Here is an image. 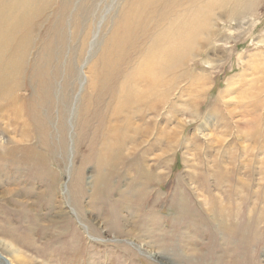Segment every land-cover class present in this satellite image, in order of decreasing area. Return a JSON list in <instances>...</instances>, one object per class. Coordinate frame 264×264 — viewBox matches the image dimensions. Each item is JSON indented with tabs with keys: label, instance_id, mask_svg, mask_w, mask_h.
Returning a JSON list of instances; mask_svg holds the SVG:
<instances>
[{
	"label": "rangeland",
	"instance_id": "1",
	"mask_svg": "<svg viewBox=\"0 0 264 264\" xmlns=\"http://www.w3.org/2000/svg\"><path fill=\"white\" fill-rule=\"evenodd\" d=\"M125 4L74 0L25 30L34 45L11 100L22 114L7 132L0 123V264H264V0H230L159 59L154 39L171 25L140 40L133 59L118 40ZM108 42L126 52L114 54L125 72L115 100L91 87L103 71L111 89L116 67L98 62ZM145 72L152 101L118 104L121 85ZM50 90L51 105H33ZM129 120L139 147L125 140Z\"/></svg>",
	"mask_w": 264,
	"mask_h": 264
},
{
	"label": "bare ground",
	"instance_id": "2",
	"mask_svg": "<svg viewBox=\"0 0 264 264\" xmlns=\"http://www.w3.org/2000/svg\"><path fill=\"white\" fill-rule=\"evenodd\" d=\"M50 1L51 0H0V123L3 124L2 129L6 132L8 130L9 123L11 124L10 117L12 115L15 116L22 114V106L16 100H14L15 102L13 103L11 102V100L15 99L12 97L14 92L17 90V81L21 80L22 75L25 71L24 69H26V61L28 60L33 50L34 41L32 40V37L29 35V33L25 32V30L29 26H34L36 24L47 21L49 11H53L54 13L60 12V14L67 13L74 2V0H63V2H60V4L62 5L59 9H52V3H50ZM229 1L230 0H126V13L124 10L125 14L123 13L120 18L125 19V22L121 26L122 33L119 35L120 37L118 40H120L121 43H125L130 46L132 58L134 59L135 54L142 50V44L140 40L146 39L155 34L158 31V28H160V26L161 28H163L164 24H170L171 27L169 29L162 30V32L158 33L157 37H155L154 39L156 43L154 46L155 49H152L151 58L159 59L162 56H166L169 54L170 49L167 47V44L171 40H179L178 47H181L183 45V41L181 40L182 38L187 35L198 34L200 29L205 27L206 22L213 21V17L216 18L217 16L218 18L220 15H222V12L225 11V6ZM233 1L238 2L239 0ZM235 12L236 9L234 10V13ZM234 13L232 12V16L234 15ZM98 34L99 31L97 30L95 32L91 48H93L96 44ZM160 41L167 42H165L164 44H159ZM39 48L40 49L36 62L40 63V67L43 70L44 46L41 44ZM117 53L120 56H123V53L126 52L121 51L119 49V45L110 46V43L108 42L106 48L104 49L101 57L98 60L100 64H104L107 60H110L111 65L116 67L110 79L111 89H108L106 86L99 84L101 80L100 77L104 76L103 71H98L94 74V81L91 86L92 89L97 90L98 93H103L104 91H106L104 95L108 94V96H110L113 100H115V97L113 95L115 94L113 85L116 81V79L114 78H120L125 73L122 67H118V63L119 65L122 64L123 58L121 60L117 59V57L114 55ZM45 60L46 62H48L46 57ZM60 60V57H57L56 60L53 62L55 65V71H57L59 68ZM85 64L86 63L83 64V67H85ZM136 77H140L138 79L139 81L136 79ZM96 78L99 79L95 81ZM54 81V76L49 78V81L47 82L49 88H54ZM142 81L145 83V85L148 84L150 86L155 85L156 83V79H153L152 76L147 72L139 73L136 76L132 75L131 78H129L128 83L133 82L135 85H130L131 88H125L126 84L121 85L118 104H124L131 101L130 105L135 106L144 101H152L150 97L146 95L145 92L140 91V89H144V91L149 93V91L152 90L151 88H140V83ZM84 82L85 77L82 78V85ZM42 100H47L48 105H51V90L45 92L44 95L37 94L33 105L35 106L36 104L41 106L42 108L44 102L43 101L40 103V101ZM88 100L89 97H87V101ZM145 106L147 107L146 111H148V113L146 112V116L149 119L148 122L150 123L153 119L149 115L154 114V106L152 102H148ZM66 109H69L71 112H73V107L70 108L67 105ZM38 112L39 111H37V113ZM85 115L88 117V119L81 120L80 124L82 128H85L86 125L92 123L91 117L87 110H85ZM114 116H116V114ZM130 126H132L131 132L133 135H130L125 140L127 142L133 143L128 144V148H132L133 145L139 147V143L141 142L139 138L143 137H138L137 132H141L140 130H137L136 127H134L131 120H129V127ZM73 127L74 125L72 124L70 142L73 139ZM109 130L113 134L117 130L116 124L112 122V124L109 126ZM93 133H95V131ZM116 137L118 136H114V138ZM147 138H149V136H147ZM130 152L132 151L130 150ZM105 154L106 156L110 155L108 152H105ZM99 155L98 160L104 158V155H102L101 153ZM107 160L110 159L105 158L106 162H108ZM101 161L102 160H100V163ZM12 191L13 190L9 188V190L5 193L7 194L8 192L10 193ZM16 248L15 250L14 247H12L11 249H13V252L15 251L17 253L18 250Z\"/></svg>",
	"mask_w": 264,
	"mask_h": 264
}]
</instances>
